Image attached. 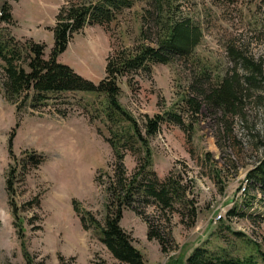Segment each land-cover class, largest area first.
<instances>
[{
	"label": "rangeland",
	"instance_id": "obj_1",
	"mask_svg": "<svg viewBox=\"0 0 264 264\" xmlns=\"http://www.w3.org/2000/svg\"><path fill=\"white\" fill-rule=\"evenodd\" d=\"M70 1L0 0V10L6 2L12 13L11 21L0 19V29L18 40L44 42L49 54L57 13ZM172 2L174 9L168 14L189 18L199 26V43L188 56H175L170 63L151 62L149 70L134 73L131 83L124 78L120 100L140 123L145 114L168 116L150 140L153 167L160 178L171 170L183 175L199 207L198 219L196 225L187 227L176 214L169 223L167 214L142 203L144 214L125 209L121 225L148 264H183L203 245L220 254H256L258 248L264 251V192L250 186L248 171L264 155V148L258 147L264 139V98L248 100L245 117L230 119L229 129L221 121V111L208 104L197 115L184 110L182 124L169 113L182 104L183 97L193 95L194 88L215 85L235 70L246 72L238 54L261 63L264 71V0ZM152 3L135 0L134 6L123 9L108 25L87 23L59 59L98 82L115 48L142 41L156 45ZM197 79L201 82L196 83ZM50 96L37 107L31 96L19 109L0 84V264H28L26 252L33 264H128L112 254L94 227L83 226L74 208L78 201L81 209L91 210L104 223L105 183L113 174L115 154L103 135L109 134L107 125L97 111L103 96L85 91ZM31 151L43 157L37 166L22 163ZM16 164L19 171L13 176L12 199L19 208L18 218L7 189L11 165ZM136 164L137 157L128 152L129 173ZM235 205L240 213L229 217ZM145 217L159 222L164 232L172 227L167 250L148 237Z\"/></svg>",
	"mask_w": 264,
	"mask_h": 264
},
{
	"label": "trees",
	"instance_id": "obj_2",
	"mask_svg": "<svg viewBox=\"0 0 264 264\" xmlns=\"http://www.w3.org/2000/svg\"><path fill=\"white\" fill-rule=\"evenodd\" d=\"M155 10L156 45L142 41L133 46L115 48L107 57L106 74L98 82L75 71L59 56L67 49L69 42L87 23L110 24L118 18L125 8H131L135 0H84L70 1L62 6L53 26L54 44L49 54L46 44L33 38L25 41L5 34L0 29V84L10 101L21 109L32 96L33 107L50 99L52 94L63 92H90L103 96L98 104L101 117L107 125L109 134H103L114 149L115 163L113 174H109L105 189L107 191L106 216L102 223L91 210L81 209L74 201V208L85 228L94 227L101 241L112 254L128 264H148L144 254L134 244L132 235L121 225L125 209H133L140 215L142 203L154 205L161 213L167 214L169 223L174 215L180 216V222L187 227L197 223L199 207L190 195L183 175L171 170L160 178L154 169L151 137L161 129L168 116L156 113L145 114L143 123L121 102V82L131 77L140 69H150L151 62L170 63L175 56H188L199 43L201 30L193 25L189 18L170 16L174 9L172 0H152ZM0 10L2 21H11L12 13L7 3ZM167 12V13H166ZM141 33L145 35L142 29ZM242 69L231 75L225 74L215 85L207 88H194L195 93L183 97L182 104L172 111L169 117L182 124V113L188 110L193 115L201 112L202 105L208 104L221 111V121L229 129V120L235 117L243 119L248 100L259 101L264 98V71L261 63L241 54L237 55ZM237 69V68H236ZM201 82L197 79L196 83ZM253 91V92H252ZM254 91H259L255 94ZM33 92V95L30 93ZM94 118V117H93ZM12 138H10V143ZM258 147L264 148V139ZM128 152L137 157L134 170L129 173L125 165ZM43 157L35 151L26 152L22 163L39 165ZM19 168L11 165L7 189L10 195L13 214L19 217L18 205L13 201L14 179ZM248 181L264 192V155L248 171ZM38 200V198H37ZM238 205L229 210L231 217L240 213ZM148 222V237L157 239L163 250H167V237L172 239V227L164 232L159 222ZM17 226V221H15ZM171 225V224H170ZM20 235H23L21 227ZM19 231V230H18ZM242 235V232H235ZM28 264L33 258L26 252ZM101 264V263H100ZM183 264H264V251L257 249L256 254L233 256L220 254L209 247L199 246L189 254Z\"/></svg>",
	"mask_w": 264,
	"mask_h": 264
},
{
	"label": "built area",
	"instance_id": "obj_3",
	"mask_svg": "<svg viewBox=\"0 0 264 264\" xmlns=\"http://www.w3.org/2000/svg\"><path fill=\"white\" fill-rule=\"evenodd\" d=\"M243 190H245V185H244V187H243Z\"/></svg>",
	"mask_w": 264,
	"mask_h": 264
},
{
	"label": "bare ground",
	"instance_id": "obj_4",
	"mask_svg": "<svg viewBox=\"0 0 264 264\" xmlns=\"http://www.w3.org/2000/svg\"><path fill=\"white\" fill-rule=\"evenodd\" d=\"M245 189H246V186H245Z\"/></svg>",
	"mask_w": 264,
	"mask_h": 264
}]
</instances>
